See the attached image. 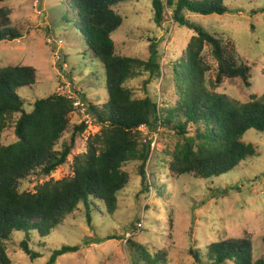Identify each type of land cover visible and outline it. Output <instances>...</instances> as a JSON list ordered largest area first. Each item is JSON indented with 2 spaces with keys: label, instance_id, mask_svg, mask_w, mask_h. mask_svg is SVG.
<instances>
[{
  "label": "trees",
  "instance_id": "trees-1",
  "mask_svg": "<svg viewBox=\"0 0 264 264\" xmlns=\"http://www.w3.org/2000/svg\"><path fill=\"white\" fill-rule=\"evenodd\" d=\"M129 1L65 0L69 8L72 4L76 9L73 27L100 64L106 91L103 104L86 105L100 129L88 137L85 152L72 158L71 176L37 183L33 191L24 188L25 182L49 178L66 165L76 139L87 126L82 122L71 128L74 101L58 93L35 100L27 112L17 91L34 89L37 71L29 66L0 67V264H10L7 250L15 233L24 234L18 247L34 261L41 254L30 245L33 235L46 239L79 206L85 208L87 223L91 222V212L102 210L113 215L117 196L128 185L125 167L130 164H136L137 176L148 194L155 186L145 185L153 154L151 141L142 139V127L153 132L165 129L177 137L168 164V171L177 178L217 179L259 155L257 146L246 142L244 135L252 130L264 134V92L240 104L212 91L224 79H240L244 87L251 88L250 63L229 47L226 35L204 30L188 18L227 14L226 2L230 0H150L154 24L164 23L168 8L172 23L193 33L183 56L169 65L167 77L153 46L147 60L117 53L111 36L123 23L120 5ZM10 15L8 7H0V43L20 40L24 35L21 27L12 26ZM206 47L217 63L213 89L206 82L211 69L203 57ZM145 72L164 82L166 90L174 87L173 102L135 97L127 83ZM10 130L15 142L4 145L2 136ZM66 134L69 142L60 143ZM262 240L264 244V237ZM130 245L143 264H161L167 257L165 251L154 254L137 244ZM78 250L62 245L50 253L45 264H56L58 258ZM188 253L193 264H264V255L254 260L249 239L220 241Z\"/></svg>",
  "mask_w": 264,
  "mask_h": 264
},
{
  "label": "rangeland",
  "instance_id": "rangeland-1",
  "mask_svg": "<svg viewBox=\"0 0 264 264\" xmlns=\"http://www.w3.org/2000/svg\"><path fill=\"white\" fill-rule=\"evenodd\" d=\"M3 5L11 12L12 26L25 32L20 40L0 43V67L29 66L37 71L34 89L17 91L25 102V110L29 112L35 100L58 93L81 104V109L70 115L71 128L87 122V130L76 139L66 165L49 178L23 184L26 190L33 191L37 183L72 175V158L85 152L88 137L100 129L94 125L86 105L106 101L104 76L84 37L73 27L76 9L72 4L69 8L65 0H4L0 7ZM226 6L229 13L222 16L188 15V18L204 30L226 35L229 47L250 63L251 88L244 87L240 79H224L213 89L217 63L208 47L203 53L211 67L206 75L208 88L229 101L243 104L264 92V0H230ZM119 9L123 23L111 36L117 53L147 60L153 46L162 72L165 77L170 76L169 65L183 56L193 33L174 25L168 8L164 23L154 24L150 0H130ZM127 85L139 99L150 97L156 102L160 98L166 102L175 99L171 96L174 87L166 90L167 85L150 73L145 72ZM164 90L168 91L166 95L162 94ZM140 130L142 139L151 141L153 154L145 185L155 186L149 188V193L145 194L136 164L126 166L129 182L117 196L113 215L102 210L91 212V222L87 223L85 208L79 206L46 239L33 235L30 245L41 254L34 261L18 247L24 234L15 233L7 250L10 264H45L50 253L62 245L76 246L79 250L58 258L56 264H143L136 259L130 243L154 254L165 251L167 257L161 264H193L189 250L241 239L251 241L255 261L263 257L264 134L252 130L244 135L246 142L257 146L258 157L242 162L217 179L202 180L189 175L177 178L168 171L170 153L178 141L176 136L165 129ZM69 138L66 134L60 143L69 142ZM14 142L12 130L6 131L2 143Z\"/></svg>",
  "mask_w": 264,
  "mask_h": 264
},
{
  "label": "built area",
  "instance_id": "built-area-1",
  "mask_svg": "<svg viewBox=\"0 0 264 264\" xmlns=\"http://www.w3.org/2000/svg\"><path fill=\"white\" fill-rule=\"evenodd\" d=\"M66 96V95H65ZM68 98L72 99L74 101L73 106L75 108L76 111L81 109V104L80 102H78L77 100H75V98H71L70 96H67ZM85 122V121H84ZM87 123V122H85Z\"/></svg>",
  "mask_w": 264,
  "mask_h": 264
}]
</instances>
